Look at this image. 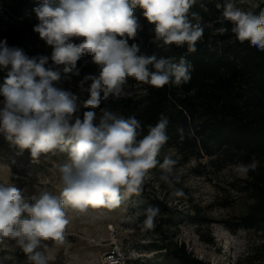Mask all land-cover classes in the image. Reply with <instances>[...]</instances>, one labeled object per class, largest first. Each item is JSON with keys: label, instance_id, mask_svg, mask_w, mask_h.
Masks as SVG:
<instances>
[{"label": "clouds", "instance_id": "1", "mask_svg": "<svg viewBox=\"0 0 264 264\" xmlns=\"http://www.w3.org/2000/svg\"><path fill=\"white\" fill-rule=\"evenodd\" d=\"M195 3L196 0H57L56 6H52L50 0H43L34 9L41 21L35 31L54 46L52 60L65 65L66 73L75 68L85 52L102 65L99 78L86 77L93 83L85 104L94 109L101 102V91L107 99L126 77L157 89L170 83L180 86L191 79V65L183 58L174 63L172 59L157 60L154 55L138 56L137 45L129 47L127 40L117 36L136 35L138 24L133 9L138 6L147 21L155 25L157 40L165 45L187 44L188 50L194 52L204 31L187 16ZM222 16L232 23L238 41H247L264 51V10L255 15L228 2ZM72 36L85 40L79 46L66 43ZM6 44V40L0 42V66L11 65V70L0 87V95L4 97L0 133L19 149H30L33 159L58 147L61 152L67 151L69 158L60 167L63 184L60 196L45 191L29 204L15 185L0 184V240H16L31 261L46 264L43 254L35 250L41 241L65 242L69 224L65 205L80 212L90 207L113 209L121 204L122 189L127 194L140 192L146 173L157 165L156 157L168 140V119L161 114L156 125L149 126L148 134L139 141L136 137L140 124L135 118L124 120L107 111L98 125L93 123V111L84 112L82 120L77 118L70 124L68 118L77 111V97L53 86L59 74L46 70L48 58L30 59L19 48ZM149 65L155 71H150ZM175 164L176 161L165 158L160 167L171 173ZM257 167L258 162L253 160L249 164L237 163L232 170L238 177L246 178ZM161 179L170 182L168 175H162ZM174 195L182 196L183 192L176 190ZM22 213H27L28 218L22 219ZM158 213L159 209L152 207L143 213L144 229L155 227Z\"/></svg>", "mask_w": 264, "mask_h": 264}, {"label": "trees", "instance_id": "2", "mask_svg": "<svg viewBox=\"0 0 264 264\" xmlns=\"http://www.w3.org/2000/svg\"><path fill=\"white\" fill-rule=\"evenodd\" d=\"M5 1L9 13L20 18L4 23L0 28V42L6 40L7 47L19 48L30 59L36 58L38 61L41 57H47L46 70L57 72L59 79L69 77L85 82L91 88L93 81L86 77L99 78L102 70V65L94 62L91 53H82L75 68L66 73L65 65H58L52 60L53 54L42 56L35 48L33 34L37 33L35 28L41 21L34 9L41 6L43 0ZM231 1L196 0L189 9L188 19L193 24L199 23L204 30L194 52L188 50L187 44L165 45L162 40H157L155 25L144 17L143 9L135 7L133 14L138 24L136 35L132 38L117 36V39L127 40L129 47L137 45L138 56L154 55L157 60L172 59L174 63H179L183 58L191 65V79L180 86L170 83L157 89L126 77L125 82L112 91H123L122 96L109 94L105 99L102 90L101 102L96 108H89L86 104L77 105V111L71 114L68 122L72 124L77 118L82 120L84 112L93 111V123L98 125L105 111L116 112L117 118H135L139 122L136 137L139 141L148 134L149 126L154 127L163 114L168 119V140L161 147L157 161L164 162L161 151L167 148L183 157L201 156L202 152L213 156L219 150L229 149L241 163L257 161L258 167L248 173L242 184V190L251 199L248 211L229 226L232 229L260 228L264 231V51L250 46L247 41L241 43L236 39L232 23L222 16L224 4ZM50 3L56 6L57 0H50ZM262 10L264 0L251 13L259 15ZM79 38L81 43L84 42V37ZM68 40L74 39L70 37ZM148 67L150 71H155L153 65ZM10 70L11 65L0 66V87ZM3 99L0 95V100ZM167 201L162 197L152 202L154 208L167 214L165 218L157 215L155 227L149 230L157 235L158 242L148 241L149 250L155 251V254L146 264H207L188 251L183 242H166L161 237V221L167 233L174 217L180 222L197 211L192 210L194 206L190 209L170 207ZM145 219L146 216L141 213L135 216L136 223H143Z\"/></svg>", "mask_w": 264, "mask_h": 264}, {"label": "rangeland", "instance_id": "3", "mask_svg": "<svg viewBox=\"0 0 264 264\" xmlns=\"http://www.w3.org/2000/svg\"><path fill=\"white\" fill-rule=\"evenodd\" d=\"M261 1L231 2L242 11L252 12ZM0 5L4 10V14H0L2 29L6 21L20 17L9 13L5 0H0ZM25 15L30 16L28 13ZM72 38L74 40L66 43L81 44L78 36ZM33 40L42 56L53 54L54 46L49 45L38 32L33 34ZM52 84L75 95L77 105L85 104L90 98V87L85 82L63 77ZM109 94L122 96L123 91ZM3 100H0V107ZM112 114L117 117L116 112ZM161 155L164 159L176 161L172 172L166 173L160 167L164 162L158 161L146 173L138 194H127L121 190L120 206L113 209L90 207L80 212L65 205L69 220L65 242L41 241L35 250L43 254L46 264H111L110 261L115 260L117 264L150 263L155 251L149 250L148 241L158 242V237L150 229H144L143 223H136L135 216L154 208L152 202L162 197L167 198L170 207L190 209L194 206L192 210L198 211L180 222L174 217L167 233L161 221L160 235L164 241L183 242L188 251L207 264H264V231L260 228L232 229L229 226L246 213L251 204L250 197L242 190L245 178L238 177L232 170L233 165L241 163L238 156L226 149L213 156L202 152L201 156L183 157L171 148L162 150ZM68 162L67 151L61 152L59 147L33 159L30 149H19L0 133V184L15 185L29 204L35 202L33 197L38 199L45 191L60 196L63 190L60 167ZM162 175H168L170 182L162 180ZM176 177H179L178 182ZM176 190L182 191L183 195L175 196ZM166 214L159 211L158 216L165 218ZM21 218H28V214L22 213ZM144 234L146 237L142 238ZM248 256H251L249 260L246 259ZM0 264L35 262L29 259L16 240L4 238L0 240Z\"/></svg>", "mask_w": 264, "mask_h": 264}, {"label": "built area", "instance_id": "4", "mask_svg": "<svg viewBox=\"0 0 264 264\" xmlns=\"http://www.w3.org/2000/svg\"><path fill=\"white\" fill-rule=\"evenodd\" d=\"M0 14L2 15V14H4V10H3V8H2V6L0 5ZM112 261H110V263H111ZM112 264V263H111Z\"/></svg>", "mask_w": 264, "mask_h": 264}, {"label": "bare ground", "instance_id": "5", "mask_svg": "<svg viewBox=\"0 0 264 264\" xmlns=\"http://www.w3.org/2000/svg\"><path fill=\"white\" fill-rule=\"evenodd\" d=\"M231 249V248H230ZM232 250V249H231ZM108 259V257H106V260ZM109 259H110V257H109Z\"/></svg>", "mask_w": 264, "mask_h": 264}]
</instances>
